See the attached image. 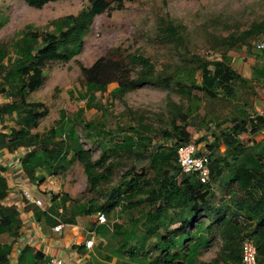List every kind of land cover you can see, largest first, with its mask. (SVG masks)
<instances>
[{
  "label": "rangeland",
  "instance_id": "obj_1",
  "mask_svg": "<svg viewBox=\"0 0 264 264\" xmlns=\"http://www.w3.org/2000/svg\"><path fill=\"white\" fill-rule=\"evenodd\" d=\"M89 5L88 0H60L37 9L24 0H0V45H10L29 32H36L41 37L53 33L55 21L76 15ZM169 21L179 27L183 39L166 37L159 32V27ZM253 27L257 29L256 33L246 37L243 32ZM258 44H264V0H138L125 2L122 9L109 10L97 16L84 38L81 52L69 61L46 62L43 67L44 84L25 98L27 102H34L39 110L46 111L38 128L32 130L40 135L57 125L62 112L75 118L78 109L84 111L85 121H91L98 129L92 131L77 124L80 141L90 150L94 161L105 153H111L105 166L112 165V174L108 181L91 189L83 164L71 153V164L59 174H47L40 179L41 173H45L38 169V177H28L27 185L31 184V191L43 204L29 203L20 189L15 190L13 197L19 202L16 207L20 209L22 226L15 241L7 234L0 236V242L13 241L11 264L17 263L19 247L34 244L35 248L51 249L55 246V239L63 236L62 233L68 229L77 230L80 226L84 234L88 230L96 232L92 249L103 259L109 256L110 264H153L155 259L162 257L161 250L156 247L159 237L151 236L141 245L147 232L146 213L156 207L145 193L134 198L137 202L135 208L122 209L125 202H121L110 213L101 210L114 197L118 187L126 188L124 182L131 178L126 175L130 170L142 172L145 166L146 171L142 173H146V177L152 175L147 157L131 156L125 151L120 154L113 152L118 143L132 134L131 128L140 125L149 128L151 138L146 142L149 152L159 145L176 149L194 142L210 153L212 161L225 157L227 163H221L222 173L211 180L207 204L194 214L179 206L171 208L164 218L168 229L161 226L159 232L169 236L171 230L183 229L185 234L178 240L187 238L185 243L170 253L187 254L188 264H234L223 249L222 230L228 227V220L232 218L237 225H243L238 239L241 242L244 235L256 241L264 233V225L254 220L252 215L253 220H249V210H238L236 203L241 202L245 194L238 182L226 183L225 177L240 168L257 166L255 160L262 155L259 156L252 148L257 149L255 144L264 142V138L260 140L263 132L252 133L253 128L249 125L248 132L237 136L240 144L247 146V152L237 157L229 155L224 141L216 138L242 120L264 115V47L259 48ZM133 53L149 57L157 72L163 74H173L185 66L195 69L203 62L223 60L239 72L242 79L233 84L232 97L224 94L211 97L201 91L202 73L199 70L197 83L191 87L190 95L180 92L176 83H146L122 97L112 96V91L118 86L114 82L108 85L106 92L96 94L106 115L96 109L86 110L81 67L92 66L100 57L119 59L121 55ZM11 55L15 57L13 53ZM209 68L213 70L214 66ZM3 88L7 90L0 78V106L11 100ZM13 128H21L17 114L3 115L0 130L10 133ZM181 139L186 141L182 143ZM31 150L34 148H21L19 156L23 158ZM22 158L18 159L19 163L14 161L12 171V178L18 181L22 180L17 175L18 171H24ZM260 160L263 165L264 161ZM181 173L178 183L182 181ZM65 199H68L66 205ZM74 202L95 209L89 215L78 216L76 226H71L64 223V219L72 217L70 208ZM99 210L107 218L103 225L108 231L106 238L98 232L101 225L97 224L96 215ZM31 212H34V220L30 218ZM49 212L54 214V223L47 220ZM59 223H64L65 227L55 233L53 228ZM118 224L130 227L132 232L128 238L116 235ZM198 238H206L208 242L201 243L196 253H189ZM241 242L238 243L239 254Z\"/></svg>",
  "mask_w": 264,
  "mask_h": 264
},
{
  "label": "trees",
  "instance_id": "obj_2",
  "mask_svg": "<svg viewBox=\"0 0 264 264\" xmlns=\"http://www.w3.org/2000/svg\"><path fill=\"white\" fill-rule=\"evenodd\" d=\"M29 6L41 9L51 2L60 0H24ZM90 5L82 9L76 15H68L55 21V32L41 37L36 32L24 34L17 41L10 45H0V78L2 84L7 86L6 95L11 98L10 101L0 106V121L3 115L17 114V123L20 129L13 128L10 133L0 130V148L7 147L11 152L20 148H34L27 152L21 159V165L30 179H35L38 169L41 173L40 179L45 175H57L64 171L71 164L69 155L73 156L83 164L87 175V181L91 189H96L101 183L109 180L112 174V165L105 166L111 153H105L98 160L94 161L90 150L86 149L80 141L77 133V124L83 125L88 130L98 129L91 121H85L84 111L78 109L75 118L67 116L62 112V117L57 125L50 131L40 135L33 133L32 130L38 128L40 120L46 115V111L37 108L34 102H27L26 95L29 92L39 90L44 84L43 67L48 61H69L77 56L83 46L84 38L88 33L94 19L109 10L122 9L125 2H134L138 0H88ZM256 28L244 31L246 37L256 33ZM159 32L166 36L176 39H183L180 35L179 27L171 21L165 22L159 27ZM245 38V37H244ZM12 48V52H11ZM14 54L13 57L11 54ZM210 65L214 68L211 70ZM201 71L202 81L199 85L201 91L211 97H218L224 94L226 97L234 95V83L242 76L223 60L214 62H203L198 68L185 66L173 74H163L157 72L156 67L149 57L142 54L121 55L119 59L100 57L92 66L81 67L83 85L86 95V110L96 109L106 115V111L100 100L97 99V93L107 91L109 84L116 82L118 86L112 91V96L122 97L126 93L136 90L146 83H155L159 85H169L176 83L180 92L190 95L191 87L197 83L196 73ZM134 73V75H133ZM249 125L253 128L252 133L263 132L264 135V115L252 116L248 121L242 120L241 123L228 128L222 133L221 139L227 147L229 155L237 156L247 152V146L240 144L237 136L242 132H248ZM177 129V128H176ZM132 134L124 138L123 142L118 143L113 152L120 154L122 151L131 156L142 155L151 164V176L146 177V167L142 172L130 170L126 175L131 178L124 182L126 188L118 187L114 192V197L108 205L102 206L101 210L110 213L121 202L126 209L136 207V196L146 194L156 207L146 213L147 232L141 242L143 243L151 236L159 237V244L156 247L161 250L162 257L154 260L153 264H188L187 254L170 253L185 243V240L178 239L184 236L183 229L175 228L167 230L171 233L166 236L159 232L161 226L168 227L164 223V218L168 215L171 208L188 209L191 213H197L202 206L208 202V196L211 191V180L220 175L223 171L221 163H227L225 157H217L215 160L210 158L211 176L209 183H202L196 175L181 173L182 181L178 183L177 178L181 172L177 164V149H167L159 145L153 151L149 152L146 142L150 140L149 128L137 126L131 128ZM182 143L185 139L180 140ZM257 149L252 150L259 156L262 155L264 161V142L255 144ZM141 149L146 150L142 152ZM251 149V148H249ZM72 156V157H73ZM136 158V157H135ZM255 160L258 164L255 167H243L234 173L226 175V183L238 182L240 189L244 192L245 198L236 203L240 212L249 210V220H256L264 225V164L261 160ZM9 194L8 180L6 177H0V236L7 234L16 240L22 226L20 211L16 205L6 203ZM68 199H65V204ZM158 202H161L157 204ZM66 207V206H64ZM100 208V207H98ZM94 207H88L85 204H72L70 208L72 217L65 218L64 223L76 225L77 217L80 215H89L94 211ZM99 210V212H101ZM253 219H252V216ZM54 214L49 212L47 220L54 223ZM235 216V214L233 215ZM260 217V218H259ZM56 218V217H54ZM188 223V220H184ZM228 220V227L222 230L224 239L223 249L227 251L234 264H239L241 254L238 253L241 240V224ZM127 227V228H126ZM124 227L118 224L115 228L116 235L122 234L127 237L132 232L130 227ZM179 231H182L180 234ZM204 231V230H203ZM101 237L106 238L108 231L101 225L98 228ZM249 236H243L242 242ZM194 240V239H193ZM12 242H0V264H11L10 256L14 250ZM127 242V240H125ZM196 243L189 249V253H196L201 243H207L206 238H198ZM241 242V245H242ZM182 243V245H180ZM258 250V264H264V233L255 241ZM19 255L16 264H44L45 254L35 247L25 244L19 247ZM241 251V248H240ZM118 253V252H116ZM241 253V252H240ZM134 255V254H133ZM107 258V259H106ZM104 258V264H110L109 256ZM189 264H192L189 262ZM209 264V263H202ZM216 264H219L216 262Z\"/></svg>",
  "mask_w": 264,
  "mask_h": 264
},
{
  "label": "built area",
  "instance_id": "obj_3",
  "mask_svg": "<svg viewBox=\"0 0 264 264\" xmlns=\"http://www.w3.org/2000/svg\"><path fill=\"white\" fill-rule=\"evenodd\" d=\"M259 48L264 47V44H258ZM19 163V160H17ZM177 164L183 173L194 174L197 176L200 182L206 184L210 181L211 170H210V153L203 150L194 142L183 144L177 149ZM19 176L22 180L18 182V186L22 191V195L29 203H34L38 206H42L43 202L35 196L31 191V184L28 176L24 171L20 170ZM5 174L0 171V177ZM98 225H104L107 223L105 213L98 212L96 215ZM64 228L63 223H59L54 227V231L60 232ZM90 237L85 240L87 248L91 249L95 245V233H89ZM46 264H67L66 261L60 257L50 258ZM239 264H258V250L255 240L247 237L243 240L241 245V261Z\"/></svg>",
  "mask_w": 264,
  "mask_h": 264
},
{
  "label": "crops",
  "instance_id": "obj_4",
  "mask_svg": "<svg viewBox=\"0 0 264 264\" xmlns=\"http://www.w3.org/2000/svg\"><path fill=\"white\" fill-rule=\"evenodd\" d=\"M263 138L264 135L262 136V138H260V140H262ZM260 140L257 141L260 142ZM20 151L21 148L15 150L14 152H11L7 147L2 149L0 148V171L5 174V177L8 180L9 194L6 203L9 205H19V202L16 200V198L13 197L14 195H16L15 190L20 189L18 186L19 181L12 178V171L15 166L14 161L18 160L19 158H22V156H19ZM20 172L21 171L19 170L17 175H19ZM29 215L30 218L34 220V212L29 213ZM92 232L95 233L96 240V232L93 230L86 231L85 234H87V238H84L85 234L83 231V227L80 226L77 228V230L68 229L66 233H62L63 236L59 237L58 239H55V246L53 248L46 250L45 247L41 246L40 248L37 247L36 249L45 254L44 264H46V262L51 257H60L64 259L67 264H104V259L100 257L95 252V250H93L92 248L89 249L85 245V240L90 237L89 233ZM55 233L57 232L55 231ZM32 245L35 246L34 244Z\"/></svg>",
  "mask_w": 264,
  "mask_h": 264
}]
</instances>
